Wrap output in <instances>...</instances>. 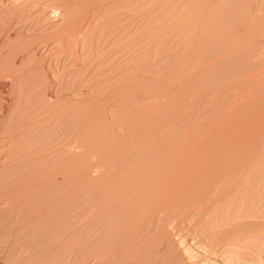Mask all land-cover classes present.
I'll list each match as a JSON object with an SVG mask.
<instances>
[{"label": "rangeland", "instance_id": "rangeland-1", "mask_svg": "<svg viewBox=\"0 0 264 264\" xmlns=\"http://www.w3.org/2000/svg\"><path fill=\"white\" fill-rule=\"evenodd\" d=\"M0 55V131L11 130L9 136L23 123L16 122L17 114L29 124L25 138L15 140L13 134L0 145V169L23 145L29 185L49 181L40 154L45 161L48 153L55 158L49 165L63 169L92 161L88 182L78 179V212L64 208L59 214L61 228L74 219L84 226L74 223L81 240L76 249L66 248L55 260L50 258L57 247L5 242L0 264H264V0H0ZM8 100L13 106H6ZM69 116L76 119L75 139L83 141L82 148L63 139L67 127L60 119ZM17 139L22 146L13 152ZM35 156L37 163L29 161ZM156 172L162 177H154ZM45 192H31L25 210L9 212L11 221L26 213L25 223L36 225L34 207L57 195ZM88 222L107 242L88 244ZM146 226L153 231L146 234ZM32 232L28 237L37 241Z\"/></svg>", "mask_w": 264, "mask_h": 264}, {"label": "bare ground", "instance_id": "bare-ground-1", "mask_svg": "<svg viewBox=\"0 0 264 264\" xmlns=\"http://www.w3.org/2000/svg\"><path fill=\"white\" fill-rule=\"evenodd\" d=\"M25 6V5H24ZM26 13V12H25ZM1 56V55H0ZM5 56V55H4ZM2 58H3V55H2ZM23 70V69H22ZM50 74V73H49ZM13 76V75H12ZM48 77V76H47ZM53 77V76H52ZM13 78V77H12ZM47 79V78H46ZM13 80V79H12ZM53 83V82H52ZM52 83H51V85H52ZM58 86V85H57ZM62 86V85H61ZM65 86V85H64ZM48 87V86H47ZM51 88V87H50ZM53 88V87H52ZM41 89H42V87H41ZM58 90H59V87L57 88ZM50 90V89H49ZM67 90V89H66ZM43 91V90H42ZM54 91V90H53ZM64 91V90H63ZM70 91V90H69ZM52 92V91H51ZM13 95V94H12ZM48 95V94H47ZM52 95V94H51ZM60 95V94H59ZM61 95H62V93H61ZM11 96V95H10ZM56 96V95H55ZM66 97V96H65ZM20 98V97H19ZM50 98V97H49ZM56 98V97H55ZM57 98H58V96H57ZM57 98H56V100H57ZM60 98V97H59ZM67 99V98H66ZM68 99H70V98H68ZM73 99V98H72ZM23 100V99H22ZM55 100V99H54ZM60 100H62V97H61V99ZM59 101V100H58ZM27 102V101H26ZM66 102V101H65ZM11 103H13L12 101H11ZM10 102H9V100L8 101H6V106L7 105H9V104H11ZM23 103V102H22ZM14 104V103H13ZM17 104V103H16ZM15 104V105H16ZM20 104V103H19ZM12 105V104H11ZM14 105V106H15ZM66 105V104H65ZM5 106V107H6ZM13 106V105H12ZM19 106V105H18ZM70 106V105H69ZM2 107V106H1ZM27 107V106H26ZM46 107V106H45ZM49 107V106H48ZM48 107H47V109H48ZM71 107V106H70ZM73 107V106H72ZM87 107V106H86ZM16 108V107H15ZM60 108V107H59ZM78 108V107H77ZM9 109V108H8ZM58 110V109H57ZM86 110V109H85ZM14 111H16V110H14ZM48 111H50V110H48ZM56 111V110H55ZM67 111V110H66ZM71 111V110H70ZM80 111V110H79ZM24 112V111H23ZM72 112V111H71ZM76 112H77V110H76ZM1 113V112H0ZM3 113V112H2ZM12 113V112H11ZM38 113H40L39 111H38ZM50 113V112H49ZM58 113V112H57ZM73 113H74V111H73ZM16 114V113H15ZM64 114V113H63ZM66 114V113H65ZM1 115V114H0ZM21 115V114H20ZM51 115V114H50ZM54 115V114H53ZM55 115H56V112H55ZM61 115V114H60ZM59 115V116H60ZM70 115V114H69ZM72 115V117H73V114H71ZM70 115V116H71ZM77 115V114H76ZM79 115V114H78ZM19 115L17 114V116L16 117H14V119L15 120H17L16 122H23V123H18L17 124V126L15 127V129L13 130V132H11L12 133V135H11V133H9L10 135L9 136H11V139L10 140H13L14 139V137L12 138V136H13V134H14V136H15V140H16V137L18 136L19 138L20 137H22L23 136V134H26L25 133V131H27L26 130V128H25V126L28 124V121H26L25 119H23L22 117H18ZM41 116V115H40ZM45 116V115H44ZM63 116V115H62ZM66 116V115H65ZM67 117L68 119H66V120H64V119H60V120H64L63 122L62 121H60V125L62 124L63 125V128L64 127H67L66 129H65V134H64V138L63 139H66L67 140V143H66V140H65V143L69 146V147H72V148H78V147H80V148H82L83 147V141L82 142H80L79 140H76L77 139V129H76V127L77 126H75L76 124H75V120L72 118V117ZM82 116H83V114H82ZM35 117V116H34ZM46 117V116H45ZM54 117V116H53ZM1 118V117H0ZM3 118V117H2ZM20 118H22V119H20ZM55 118V117H54ZM70 118V119H69ZM72 118V119H71ZM77 118V117H76ZM13 119V118H12ZM29 119V118H28ZM42 119H43V117H42ZM41 119V120H42ZM78 119H79V117H78ZM86 119H87V117H86ZM38 120H39V118H38ZM44 120V119H43ZM42 120V121H43ZM5 121V120H4ZM42 121H40L39 120V123L37 124L38 126H36V128L35 127H33V128H35L36 130H38V129H40L41 128V125H42ZM47 121V120H46ZM56 122H57V120H55ZM58 121H59V119H58ZM80 121V120H79ZM78 121V122H79ZM83 121V120H82ZM1 122L3 123V119H0V124H1ZM55 122V123H56ZM87 122V121H86ZM90 122H92L91 120H90ZM37 123V122H36ZM35 123V124H36ZM46 123V122H45ZM49 123H50V121H49ZM88 123V122H87ZM34 124V125H35ZM51 124H52V122H51ZM50 124V125H51ZM3 125V124H2ZM29 125V124H28ZM31 125V124H30ZM44 125V124H43ZM46 125V124H45ZM80 125H81V123H80ZM14 126V125H13ZM53 126V125H52ZM85 126H87V125H85ZM43 127V126H42ZM55 127H57V125L55 124ZM54 127V128H55ZM79 127V126H78ZM32 128V129H33ZM53 128V127H52ZM59 128V130H57V131H59L60 132V130H62L61 128H62V126H59V122H58V127H57V129ZM81 128V127H80ZM94 128V127H93ZM45 129V128H44ZM2 131H0V145H2V144H5L9 139H8V132H10L11 130H9V129H7V131H6V128L4 129H1ZM41 130V129H40ZM87 130V129H86ZM89 130V129H88ZM39 131V130H38ZM49 131V130H48ZM47 131V132H48ZM63 132V131H62ZM39 133H40V131H39ZM86 133V132H85ZM34 134H35V132H34ZM59 134V133H58ZM28 135H29V133H28ZM48 135V134H47ZM50 135V134H49ZM60 135V134H59ZM88 135V134H87ZM26 136H24V137H22V138H25ZM36 137V136H35ZM39 137H41V135L39 136ZM38 137V138H39ZM75 137H76V139H75ZM90 137H92L91 135H90ZM96 137V136H95ZM98 137V136H97ZM107 137V136H106ZM10 138V137H9ZM30 138V137H29ZM60 138V137H59ZM8 139V140H7ZM37 139V138H36ZM79 139V138H78ZM18 140V143H17V147H15L13 150V152H16L17 151V149H18V144L19 145H21V143H19V139H17ZM24 140V139H23ZM50 140V139H49ZM89 140V139H88ZM29 142H30V139L28 140ZM99 141V140H98ZM104 141V140H103ZM11 142V141H10ZM13 142V141H12ZM12 142H11V144H12ZM15 142H17V141H14L13 142V144L15 145L16 143ZM24 142V141H23ZM38 142V141H37ZM40 142H42V141H40ZM61 142V141H60ZM63 142H64V140H63ZM62 142V143H63ZM86 142V141H85ZM84 142V143H85ZM102 142V141H101ZM111 142V141H110ZM25 143V142H24ZM46 143V142H45ZM51 143V142H50ZM49 143V144H50ZM97 143V142H96ZM123 143V142H122ZM12 144V145H13ZM26 144V143H25ZM29 144V143H28ZM42 144V143H41ZM48 144V145H49ZM60 144V143H59ZM58 144V145H59ZM12 145H11V147H12ZM67 145H65L64 147H66ZM92 145H94V147H95V144H92ZM100 145V144H99ZM103 145V144H102ZM101 145V146H102ZM105 145H107L106 143H105ZM116 145V144H115ZM120 145V144H119ZM123 145V144H122ZM186 145V144H185ZM22 146V145H21ZM50 146H52V145H50ZM63 146V145H62ZM110 146H111V144H110ZM114 146V145H113ZM112 146V147H113ZM117 146V145H116ZM182 146V145H181ZM11 147H9V148H11ZM20 147V146H19ZM40 147V146H39ZM60 147V146H59ZM107 147V146H106ZM184 147V146H183ZM13 148V147H12ZM17 148V149H16ZM47 148V147H46ZM72 148H71V154H72ZM181 148V147H180ZM187 148V147H186ZM20 150H18V152L17 153H15V154H13L14 155V158H11V160H10V162H12V163H10V164H8L9 163V161H8V163L5 165H3L2 167H1V169H0V203H2V205H3V207L1 206L0 207V212H5L4 214V217H5V221H4V223H3V227L1 228V231H0V235L1 234H3V235H1L0 236V243H5V242H7V243H9L10 245H23V244H27V242L28 243H30L29 241H31V242H37V244H38V242L40 243V244H44V245H46V246H51L52 248H54V247H57V250L56 251H54V253H53V255H51V258L50 259H55V260H60V259H62V255H63V253H64V250L66 249V248H72L73 249V247H75L78 243H80L81 242V240L78 238V236L77 235H79L78 233H77V228L76 227H78L79 228V226H81L80 225V219H79V221L77 220V219H74V222H71V224H69L68 226L66 225V227H63V228H61L59 225H60V223L62 224V222H63V220H61V222L59 223V218H62L63 216H62V214H60V212H63V210H64V208H66L67 210H68V212H78L77 211V208H76V206L74 205V204H76V202H74L76 199H74L75 198V195H76V192L78 191V190H80V188H83V183L81 184V180L79 181L78 179H83V180H85V178H86V180L85 181H87V178H89L88 177V175H89V173H90V171H92L91 170V164H90V162H92V161H86L85 160V162L82 164V168H81V170H80V168L78 169L80 172H78V170H77V168L79 167L78 166V164H77V166L75 165L76 163H74V165L76 166H73L72 164H73V162H74V160H75V157H74V155H72L71 156V154H70V156L72 157V159H73V161H72V163H71V165L74 167H69V168H65V169H63L65 166L64 165H62V167L60 168V165H59V167L57 168V167H55V166H53V165H49L50 164V161H52V159H54L55 160V158L53 157V155L52 154H50L53 158L52 159H50L48 156H47V154H45L46 156L44 157L45 158V161H44V159H41V158H43L42 157V155L40 154L39 156H41L40 157V161H38V157L37 156H35V157H33V158H31L29 161H34V162H36L37 163V161L39 162V164H40V162H41V160H42V163L43 164H41V166L42 165H44V166H46L47 164V166L45 167L46 169H47V171H48V179H49V181L47 180V178H46V180H44L45 182H47L48 181V183H51V184H47L46 185V183L43 181V182H38V183H36V182H34L35 184L34 185H32L33 183H31L30 185H29V183H30V181H29V179L31 178L30 176H28V179H27V174H29L27 171H24V170H27V169H25L23 166L24 165H27L26 164V162L28 161V160H25V157H27L26 155H25V153H27V150H26V148H25V145H23V147H22V149H21V147L19 148ZM53 149V148H52ZM70 149V148H69ZM84 149V150H83ZM82 150V156L83 157H85L87 154H89L88 153V151H87V149H85V148H83ZM93 149H95V148H93ZM106 149H108V148H106ZM130 149V148H129ZM16 150V151H15ZM39 150V149H38ZM62 150V149H61ZM105 150V149H104ZM112 150V149H111ZM132 150V149H131ZM140 150V149H139ZM186 150V149H185ZM1 151V150H0ZM10 151H12V149L10 150ZM45 151V150H44ZM55 151V150H54ZM79 151V150H78ZM108 152H109V150H107ZM116 151H118V150H116ZM130 151V150H129ZM42 152H43V150H42ZM80 153H81V151H79ZM94 152V151H93ZM100 152V151H99ZM98 152V153H99ZM123 152V151H122ZM157 152V151H156ZM164 152V151H163ZM186 152H188V151H186ZM31 153V152H30ZM103 153H105V152H103ZM125 153V152H124ZM130 153V152H129ZM132 153V152H131ZM141 153H142V151H141ZM168 153V152H167ZM11 154V153H10ZM59 154V153H58ZM75 154V153H74ZM100 154V153H99ZM135 154V153H134ZM153 155H154V152L152 153ZM155 154H157V153H155ZM162 154H164V153H162ZM178 154V153H177ZM181 154V153H180ZM184 154H185V152H184ZM35 155V154H34ZM81 155V154H80ZM104 155V154H103ZM111 155V154H110ZM115 155V154H114ZM121 155V154H120ZM133 155V154H132ZM139 155H140V152H139ZM173 155H174V153H173ZM176 155V154H175ZM186 155V154H185ZM69 156V157H70ZM92 156V155H91ZM119 156V155H118ZM123 156V155H122ZM126 156V155H125ZM135 156V155H134ZM180 156V155H179ZM181 156H183V155H181ZM71 157L69 158V159H71ZM114 157H116V156H114ZM170 157V156H169ZM189 157V156H188ZM57 158V157H56ZM112 158V157H111ZM118 158V157H117ZM130 158V157H129ZM151 158H152V156H151ZM174 158V157H173ZM181 158V157H180ZM186 158V157H185ZM26 159H29L28 157L26 158ZM68 159V158H67ZM94 159V158H93ZM101 159V158H100ZM153 159V158H152ZM189 159V158H188ZM108 160V159H107ZM116 160V159H115ZM126 160V159H125ZM151 160V159H150ZM170 160V159H169ZM168 160V161H169ZM44 161V162H43ZM47 161V162H46ZM80 161V160H79ZM127 161V160H126ZM144 161V160H143ZM142 161V162H143ZM179 161V160H178ZM49 162V163H48ZM142 162H141V164H142ZM157 162V161H156ZM155 162V163H156ZM166 162V161H165ZM174 162V161H173ZM177 162V161H176ZM181 162V161H180ZM54 163V162H53ZM57 163V162H56ZM60 163V162H59ZM79 163V162H78ZM94 163V162H93ZM123 163V162H122ZM130 163V162H129ZM148 163V162H147ZM30 164V163H29ZM46 164V165H45ZM136 164V163H135ZM165 164V163H164ZM179 164V163H178ZM184 164H186V163H184ZM18 165H20V166H22V168L19 166L18 167ZM32 165V164H31ZM36 165V164H35ZM54 165H56V164H54ZM95 165V164H94ZM123 165V164H122ZM126 165H127V163H126ZM137 165V164H136ZM139 165H140V163H139ZM147 165H149V164H147ZM146 165V166H147ZM156 165V164H155ZM167 165H169V164H167ZM183 165V164H182ZM200 165V164H199ZM49 166V167H48ZM64 166V167H63ZM81 166V165H80ZM154 166V165H153ZM163 166V165H162ZM19 168V170L20 169H22V171L21 172H18V173H16L18 170V168ZM29 167V166H28ZM43 167V166H42ZM94 167V166H93ZM127 167V166H126ZM139 167V166H138ZM141 167V166H140ZM159 167H160V165H159ZM175 167V166H174ZM203 167V166H202ZM23 168H24V170H23ZM35 168V167H34ZM76 168V169H75ZM130 168V167H129ZM162 168V167H161ZM164 168V167H163ZM162 168V169H163ZM176 168V167H175ZM174 168V169H175ZM17 170V171H15V173H13V171L14 170ZM128 169V168H127ZM158 169V168H157ZM166 169V168H165ZM180 169V168H179ZM202 169V168H201ZM36 170V169H35ZM45 170V169H44ZM118 170H120V169H118ZM124 170H126V168L124 169ZM143 170V169H142ZM147 170V169H146ZM145 170V171H146ZM148 170H149V168H148ZM147 170V171H148ZM177 170V169H176ZM29 171V170H28ZM131 171V170H130ZM158 171H159V169H158ZM183 171H184V169H183ZM186 171V170H185ZM189 171V170H188ZM195 171H196V169H195ZM116 172V171H115ZM138 172V171H137ZM144 172V171H143ZM148 172H151V171H148ZM163 172H166L165 170L163 171ZM163 172H161V173H163ZM170 172H171V170H170ZM175 172V171H174ZM192 172V171H191ZM198 172H199V169H198ZM202 172V171H201ZM128 173H130V172H128ZM142 173V172H141ZM154 172H152L151 174H153ZM168 173V172H167ZM178 173V172H177ZM183 173V172H182ZM11 174H16L17 175V177L16 176H14L15 178H10V176H11ZM94 174V173H93ZM98 174V173H97ZM125 174V173H124ZM147 174V173H146ZM159 174V172H156L155 174H154V177H156L157 175ZM198 174V173H197ZM12 175V176H13ZM32 175V174H31ZM118 175V174H117ZM137 175V174H136ZM142 175V174H141ZM140 175V176H141ZM147 175H150V174H147ZM169 175V174H168ZM37 176V175H36ZM112 176V175H111ZM127 176V175H126ZM143 176V175H142ZM159 176H161V174L160 175H158V177ZM175 176H176V174H175ZM30 177V178H29ZM34 177V176H33ZM108 177V176H107ZM117 177V176H116ZM136 177V176H135ZM152 177H153V175H152ZM162 177V176H161ZM166 177H167V175H166ZM165 177V178H166ZM174 177V176H173ZM185 177H187V174H186V176ZM191 177V176H190ZM121 178H123V177H121ZM144 178V177H143ZM148 178V177H147ZM150 178H151V175H150ZM148 179V181H150L151 182V179ZM160 178V177H159ZM159 178H157V180L159 179ZM169 178V177H168ZM172 178V177H171ZM175 178V177H174ZM177 178V177H176ZM181 178V177H180ZM194 178H195V176H194ZM198 178V177H197ZM118 178H116V180H117ZM126 179V178H125ZM128 179V178H127ZM190 179V178H189ZM138 180V179H137ZM136 180V181H137ZM144 180H145V178H144ZM153 180V179H152ZM163 180V179H162ZM165 180H167V179H165ZM164 180V181H165ZM176 180V179H175ZM34 181V180H33ZM37 181H39L38 179H37ZM51 181V182H50ZM78 181L80 182V184H81V186H80V184L78 183ZM85 181H82V182H84L85 184L88 182H85ZM107 181V180H106ZM124 180H122V182H123ZM130 181H131V179H130ZM163 181V182H164ZM178 181V180H177ZM185 181H186V179H185ZM194 181V180H193ZM119 182V181H118ZM121 182V183H122ZM138 182V181H137ZM136 182V183H137ZM144 182V181H143ZM147 182V181H146ZM153 182V181H152ZM151 182V183H152ZM91 183V182H90ZM156 183V182H155ZM170 183H172V182H170ZM181 183V181L179 182V184ZM108 184V183H107ZM143 184V183H142ZM145 184V183H144ZM178 184V183H177ZM182 184V183H181ZM180 184V185H181ZM184 184V183H183ZM189 184V183H188ZM192 184V183H191ZM196 184V183H195ZM49 185H53V186H55L56 188H54L53 186V188H51V186H49ZM87 186L89 185V183H87L86 184ZM116 185H117V183H116ZM116 185H114V186H116ZM123 185V184H122ZM131 185H133V184H131ZM135 185V184H134ZM140 185V184H139ZM147 185V184H146ZM152 185H153V183H152ZM155 185V184H154ZM160 185V184H159ZM158 185V186H159ZM163 185V184H162ZM168 185V184H167ZM180 185H178L179 187H180ZM33 186V187H32ZM49 188V190H50V188H51V191L52 190H54V189H56L55 191H59L58 193L56 192L55 193V191H52V192H50V191H47L48 190V188ZM90 186V185H89ZM113 186V187H114ZM118 186V185H117ZM166 186V185H165ZM192 186V185H191ZM190 186V187H191ZM111 187V186H110ZM140 187V186H139ZM149 187H152V186H150L149 185ZM157 187V186H156ZM160 187V186H159ZM174 187H175V185H174ZM178 187V188H179ZM142 188V190H143V187H141ZM145 188V187H144ZM169 188V187H168ZM167 188V189H168ZM176 188V187H175ZM181 188V187H180ZM189 188V187H188ZM85 189V188H84ZM117 189V188H116ZM118 189H119V187H118ZM164 189V188H163ZM162 189V190H163ZM33 190V191H32ZM37 190V192L39 193V195L40 194H43V192L44 191H46L47 193H55V194H57L56 196H54V197H52L51 199H52V201H50L51 199L47 196V195H45L46 196V198L48 197V199H50L49 201L51 202V203H49V202H46V200L45 199H43L42 200V197H44V196H40L39 198H40V200L39 201H41L42 200V202L45 200V202L44 203H38V204H40V206H38V205H36V207H34L35 208V211L33 210L34 208L32 207H30L29 209H32L31 210V212L32 211H34V214H31V215H34L35 216V222H36V220H37V222H36V225L34 224V223H32V224H26L25 222V219L26 218H28L25 214V212H27L29 209H27V211H25L24 213L25 214H20L19 213V216H20V218H19V220H17V222H13V221H11V213H9V212H22L23 210H25L26 208H27V205L28 204H26L27 203V201H28V198H29V196H32L31 195V192H32V194H34L33 192L34 191H36ZM103 190H105V189H103ZM108 190V189H107ZM138 190H140V189H138ZM147 190H149V189H147ZM152 190V189H151ZM157 190V189H156ZM166 190V189H165ZM173 190V189H172ZM175 190H177V188L175 189ZM185 190V189H184ZM114 191V190H113ZM180 191V190H179ZM183 191V190H182ZM45 192V194H47ZM90 192H91V190H90ZM111 192H112V190H111ZM122 192V191H121ZM131 192V191H130ZM136 192H138V191H136ZM141 192V191H140ZM158 192V191H157ZM167 192V191H166ZM186 192V191H185ZM78 193V192H77ZM144 193V192H143ZM149 193V192H148ZM159 193V192H158ZM36 194V193H35ZM34 194V195H35ZM103 194H105V193H103ZM131 194H132V192H131ZM150 194V193H149ZM157 194V193H156ZM169 194H170V191H169ZM44 195V194H43ZM100 195V194H99ZM140 195V194H139ZM50 196V195H49ZM94 196H96V195H94ZM156 196V195H155ZM154 196V197H155ZM166 196V195H165ZM173 196V195H172ZM179 196H180V193H179ZM187 196V195H186ZM91 197V196H90ZM106 197V196H105ZM104 197V198H105ZM143 197V196H142ZM148 197V196H147ZM161 197V196H160ZM177 197V196H176ZM37 198V197H36ZM45 198V197H44ZM83 198V197H82ZM94 198V197H93ZM151 198V197H150ZM168 198H169V196H168ZM178 198V197H177ZM203 198V197H202ZM34 199V198H33ZM47 199V200H48ZM133 199V198H132ZM140 199V198H139ZM138 199V200H139ZM173 199V198H172ZM96 200V199H95ZM136 200V199H135ZM174 200V199H173ZM172 200V201H173ZM88 201V200H87ZM163 201V200H162ZM161 201V202H162ZM167 201V200H166ZM171 201V200H170ZM29 202V201H28ZM47 203H48V206H47ZM78 203V202H77ZM105 203H106V201H105ZM132 203H133V201H132ZM166 203H168V202H166ZM51 204V205H50ZM136 204H137V202H136ZM136 204H134V205H136ZM150 204V203H149ZM160 204V203H159ZM165 204V203H164ZM50 205V206H49ZM140 205V204H139ZM142 205V204H141ZM146 205V204H145ZM171 205V204H170ZM169 205V206H170ZM26 206V207H25ZM35 206V205H34ZM66 206V207H65ZM84 206V205H83ZM29 207V206H28ZM68 207V208H67ZM139 207V206H138ZM82 208V207H81ZM158 208V207H157ZM86 209V208H85ZM164 209V208H163ZM168 209V208H167ZM138 210V209H137ZM49 212H52V213H50L49 214ZM57 212H59V213H57ZM65 212V211H64ZM79 212H80V210H79ZM66 213V212H65ZM93 213V212H92ZM102 213V212H101ZM168 213V212H167ZM183 213V212H182ZM201 213V212H200ZM210 214L209 212H203L202 213V215L203 214ZM212 213V212H211ZM220 213V212H219ZM62 216H60V215ZM77 214V213H76ZM75 214V215H76ZM91 214V213H90ZM107 214V213H106ZM105 214V215H106ZM140 214V213H139ZM156 214V213H155ZM3 215V214H2ZM81 215V214H80ZM115 215V214H114ZM138 215V214H137ZM146 215V214H145ZM154 215V214H153ZM189 215V214H188ZM227 215V214H226ZM232 215H234V214H232ZM236 215V214H235ZM78 216H79V213H78ZM77 216V217H78ZM100 216V215H99ZM108 216V215H107ZM113 216V215H112ZM111 216V217H112ZM139 216H141V215H139ZM149 216V215H148ZM167 216V215H166ZM178 216V215H177ZM211 216V215H210ZM215 216V215H214ZM71 217V216H70ZM76 217V216H75ZM80 217V216H79ZM78 217V218H79ZM82 217H83V214H82ZM93 217V216H92ZM102 217V216H101ZM110 217V218H111ZM117 217V216H116ZM130 217V216H129ZM142 217V216H141ZM150 217V216H149ZM170 217V216H169ZM173 217V216H172ZM185 217V216H184ZM67 218H69L68 216H67ZM87 217H85L84 219H86ZM88 218H89V216H88ZM127 218V217H126ZM140 218V217H139ZM147 218V217H146ZM153 218V217H152ZM156 218V217H155ZM177 218V217H176ZM203 218V217H202ZM210 218V217H209ZM212 218V217H211ZM1 219H2V217H1ZM63 219V218H62ZM81 219H83V218H81ZM92 219V218H91ZM112 219V218H111ZM136 219V218H135ZM190 219V218H189ZM198 219V218H197ZM213 219V218H212ZM219 219V218H218ZM228 219V218H227ZM229 219H230V217H229ZM234 219V218H233ZM13 220V219H12ZM27 220V219H26ZM75 220H77V221H75ZM99 220V219H98ZM116 220V219H115ZM118 220V219H117ZM131 220V219H130ZM146 220V219H145ZM177 220V219H176ZM194 220V219H193ZM206 220V219H205ZM224 220V219H223ZM29 221V220H28ZM32 221V220H31ZM68 221H71V220H69L68 219ZM97 221V220H96ZM114 221V220H113ZM169 221H170V219H169ZM192 221V220H191ZM77 223L78 224V222H79V226H74V223ZM85 222V221H84ZM87 222V221H86ZM93 222H95V221H93ZM98 222V221H97ZM108 222V221H107ZM124 222V221H123ZM196 222V221H195ZM203 222V221H202ZM39 223H40V225H39ZM75 223V224H76ZM119 223V222H118ZM121 223V222H120ZM145 223V222H144ZM150 223V222H149ZM221 223V222H220ZM84 224H87V226H88V224H89V228L87 227V228H85L84 229V233L87 235V236H85V238H88L87 239V242H88V244H91V245H95V246H97V245H99V244H102V242H103V240H104V238L105 239H107L106 237V234L103 232V230H101V232H103L102 234H100V235H98V228L96 229V228H94L95 226H92L91 224H90V222H88V223H84ZM142 224H143V222H142ZM148 224V223H147ZM153 224V223H152ZM150 225V226H153V225ZM170 224V223H169ZM173 224V223H172ZM193 224V223H192ZM210 224V223H209ZM208 224V225H209ZM1 225V224H0ZM93 225H94V223H93ZM107 225V224H106ZM105 225V226H106ZM155 225H158V224H155ZM164 225H167V224H164ZM171 225V224H170ZM186 225V224H185ZM204 225V224H203ZM212 225V224H211ZM36 226V227H35ZM38 226V227H37ZM59 226V227H58ZM82 226H83V224H82ZM81 226V228H83ZM90 226L92 227V228H90ZM104 226V225H103ZM127 226V225H126ZM160 226V225H159ZM192 226V225H191ZM85 227H86V225H85ZM120 227H121V225H120ZM141 227V226H140ZM147 227V226H146ZM145 227V228H146ZM119 228V227H118ZM128 228V227H127ZM161 228H163V227H161ZM173 228V227H172ZM34 230V233L32 234V237H31V239H36L37 241H32V240H30V237H28L29 235L27 234V233H29L30 232V230ZM137 229V228H136ZM139 229V228H138ZM142 229V228H141ZM144 229V228H143ZM208 229V228H207ZM131 230V229H130ZM145 230H147L146 232H145ZM143 232H145L146 234H147V232L149 233L150 231H153V229H151L150 227H147V229H145ZM200 230V229H199ZM237 230V229H236ZM141 231V230H140ZM106 232V231H105ZM116 232V231H115ZM119 232V231H118ZM133 232V231H132ZM100 233V232H99ZM106 233H108V231L106 232ZM111 233V232H110ZM135 233V232H134ZM137 233H138V231H137ZM153 232H151V234H152ZM120 234H121V232H120ZM255 234V233H254ZM106 236V237H104V236ZM115 235V234H114ZM113 235V236H114ZM129 235V234H128ZM184 235V234H183ZM233 235V234H232ZM262 235V234H261ZM112 236V235H111ZM133 236V235H132ZM134 236H136V235H134ZM151 236V235H150ZM149 236V237H150ZM202 236V235H201ZM84 237V236H83ZM108 237H109V234H108ZM131 237V236H130ZM140 237H142V236H140ZM139 237V238H140ZM149 237L147 236V238L149 239ZM182 237V238H181ZM235 237H236V235H235ZM240 237V236H239ZM134 238V237H133ZM146 238V237H145ZM147 238L145 239V240H147ZM180 238H181V243H183L184 244V241H185V239H184V237L183 236H180ZM121 239V238H120ZM206 239V238H205ZM243 239V238H242ZM150 240V239H149ZM212 240V239H211ZM246 240V239H245ZM105 241V240H104ZM113 241H115V240H113ZM142 241V240H141ZM227 241V240H226ZM237 241V240H236ZM105 242H107V241H105ZM104 242V243H105ZM118 242V241H117ZM133 242H134V240H133ZM132 242V243H133ZM208 242V241H207ZM211 242V241H210ZM122 243V242H121ZM135 243V242H134ZM186 243V242H185ZM232 243V242H231ZM107 244H109V243H107ZM123 244V243H122ZM147 241H142V243H141V245L140 246H146L145 248H147V245L149 244H147ZM203 244V243H202ZM229 244V243H228ZM239 244V243H238ZM249 244V243H248ZM27 245H29V244H27ZM103 245V244H102ZM186 246H187V244H185ZM212 245V244H211ZM247 245V244H246ZM78 246V245H77ZM106 246V245H105ZM111 246V245H110ZM185 246V247H186ZM201 246V245H200ZM17 247V246H16ZM43 247V246H42ZM124 247V246H123ZM209 247V246H208ZM222 247V246H221ZM228 247V246H227ZM11 248V247H10ZM87 248H89V247H87ZM141 248V247H140ZM144 248V249H145ZM183 248H184V246H183ZM20 249V248H19ZM22 249V248H21ZM29 249V248H28ZM35 249H37V248H35ZM38 249H39V247H38ZM38 249L36 250V252L38 251ZM41 249V248H40ZM49 249V248H48ZM51 249V248H50ZM72 249H71V251H72ZM75 249H76V247H75ZM78 249V248H77ZM79 249H81V248H79ZM114 249V248H113ZM119 249V248H118ZM136 249V248H135ZM45 250V249H44ZM67 250V249H66ZM74 250V249H73ZM85 250V249H84ZM90 250H92V248L90 249ZM89 250V251H90ZM98 250V249H97ZM132 250V249H131ZM141 250H142V248H141ZM191 250L192 249H190L189 247H186V249H185V251H186V255L187 256H189V257H193V254L192 253H194V252H191ZM20 251V250H19ZM22 251V250H21ZM24 251V250H23ZM53 251V250H52ZM113 251V250H112ZM144 251V250H143ZM145 251H147L146 249H145ZM218 251V250H217ZM34 252V251H33ZM69 252V251H68ZM74 252V251H73ZM77 252V251H76ZM97 252V251H96ZM106 252V251H105ZM109 252V251H108ZM128 252V251H127ZM130 252V251H129ZM154 252V251H153ZM246 252V251H245ZM253 252V251H252ZM258 252V251H257ZM7 253V252H6ZM9 253H11L10 251H9ZM39 253V252H38ZM44 253V252H43ZM86 253V252H85ZM91 253V252H90ZM107 253V252H106ZM117 253H118V251H117ZM140 253V252H139ZM26 254V253H25ZM64 254H66V253H64ZM68 254V253H67ZM94 254V253H93ZM96 254V253H95ZM113 254H115L114 252H113ZM128 254V253H127ZM138 254V253H137ZM155 254V253H154ZM264 254V253H263ZM14 255V254H13ZM42 255V254H41ZM99 255V254H98ZM110 255H112V254H110ZM129 255V254H128ZM149 255V254H148ZM253 255V254H252ZM258 255V254H257ZM8 256V255H7ZM6 256V257H7ZM29 256V255H28ZM30 256H31V254H30ZM37 256V255H36ZM48 256V255H47ZM66 256V255H65ZM77 256V255H76ZM82 256V255H81ZM114 256V255H113ZM135 256V255H134ZM133 256V257H134ZM144 256V255H143ZM195 256V255H194ZM228 256V255H227ZM245 256V255H244ZM83 257H84V255H83ZM110 257V256H109ZM146 257V256H145ZM18 258V257H17ZM23 258V257H22ZM33 258H34V255H33ZM41 258V257H40ZM99 258V257H98ZM102 258H105V257H102ZM107 258H108V256H107ZM245 258V257H244ZM28 259H30V258H28ZM106 259V258H105ZM132 259V258H131ZM146 259V258H145ZM40 260V259H39ZM47 261H45V262H49L48 261V259H46ZM65 260V259H64ZM69 260H70V258H69ZM97 260V259H96ZM110 260H113V259H111L110 258ZM72 261V260H71ZM70 261V262H71ZM84 261V260H83ZM101 261V260H100ZM139 261V260H138ZM154 261V260H153ZM234 261V260H233ZM58 262V261H57ZM68 262V261H67ZM77 262V261H76ZM103 262V261H102ZM106 262V261H105ZM135 262V261H134ZM150 262V261H149ZM241 262V261H240ZM239 262V263H240ZM43 263H44V261H43ZM50 263V262H49ZM48 263V264H49ZM112 263V262H111ZM136 263V262H135ZM147 263V262H146ZM39 264H40V261H39ZM64 264V263H63ZM66 264V263H65ZM68 264H70V263H68ZM74 264V263H73ZM138 264V263H137ZM150 264H152V263H150ZM248 264V263H247ZM257 264H263L262 262H258Z\"/></svg>", "mask_w": 264, "mask_h": 264}]
</instances>
